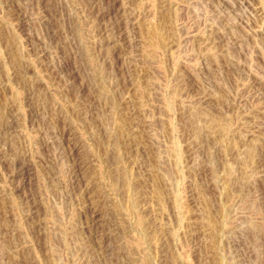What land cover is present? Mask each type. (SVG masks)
<instances>
[{
    "label": "rangeland",
    "instance_id": "374dc122",
    "mask_svg": "<svg viewBox=\"0 0 264 264\" xmlns=\"http://www.w3.org/2000/svg\"><path fill=\"white\" fill-rule=\"evenodd\" d=\"M0 264H264V0H0Z\"/></svg>",
    "mask_w": 264,
    "mask_h": 264
},
{
    "label": "bare ground",
    "instance_id": "6f19581e",
    "mask_svg": "<svg viewBox=\"0 0 264 264\" xmlns=\"http://www.w3.org/2000/svg\"><path fill=\"white\" fill-rule=\"evenodd\" d=\"M157 30H158V29H157ZM157 30L155 31V33H153V38L156 37L157 35H158V36H157L156 38H159V34H158V33H160L161 31L159 32V31H157ZM107 33H108V32H107ZM154 39H155V38H154ZM222 131H223V130H222ZM212 222H213V221H212Z\"/></svg>",
    "mask_w": 264,
    "mask_h": 264
}]
</instances>
